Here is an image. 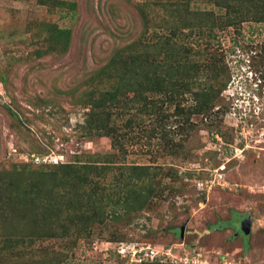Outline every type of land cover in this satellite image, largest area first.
<instances>
[{
  "label": "rangeland",
  "instance_id": "374dc122",
  "mask_svg": "<svg viewBox=\"0 0 264 264\" xmlns=\"http://www.w3.org/2000/svg\"><path fill=\"white\" fill-rule=\"evenodd\" d=\"M254 2L0 0V193L13 192L14 208L34 201L11 224L16 235L49 201L68 228L52 224L58 236L10 251L0 226V264H264V22L245 17ZM46 25L71 31L68 48L48 50ZM132 44L161 65L145 95L118 70L97 76ZM172 84L178 93L162 92ZM83 166L93 168L86 186L71 170ZM121 204L140 211L114 215ZM135 248L157 256L136 261Z\"/></svg>",
  "mask_w": 264,
  "mask_h": 264
},
{
  "label": "trees",
  "instance_id": "16d2710c",
  "mask_svg": "<svg viewBox=\"0 0 264 264\" xmlns=\"http://www.w3.org/2000/svg\"><path fill=\"white\" fill-rule=\"evenodd\" d=\"M256 2H257V4H255L256 9L253 10V12H249V15L247 14L245 17L248 20L254 19L256 22H264V0H255L254 3ZM70 10L72 11V15L74 16L75 14L74 7H71ZM242 16L243 18L241 19L245 21V17L243 14ZM46 28L49 33L47 37V40L49 39L50 41V44L48 47L49 51L50 50L54 51L59 48H68L70 40H71L70 30L59 28V27H56L55 25H52V26L46 25ZM127 52H129L130 54H127ZM160 66H161L160 62L157 59H154L152 61L148 56L143 55V52H141L140 49L137 48V44L136 46L135 44H132L128 48V50L123 51L122 54H117V55L115 54L105 66H103L102 68L98 70L97 76L105 78L104 76H112L114 74L113 72L118 70L123 74V76L121 73L114 74L113 76H116V78H121L123 87L126 86L130 88V87H133V85L134 87L139 86L140 88L133 90V92H136L141 95L143 94L145 95V93L151 88L148 84L149 82L152 84L154 82H157L163 79L161 71L159 72ZM167 74L168 76H173L172 71H168ZM4 80L5 79L3 77L1 81L3 82ZM131 80H134V81H131ZM144 83H145V86H144ZM154 85L156 86V89H159L160 84L156 83ZM162 92L170 93V95L172 96L176 92L178 93L179 90L173 87V84H172L171 86H168V87L165 86L162 89ZM117 96H118L117 92L106 94L104 98L100 99L98 104L95 105V109L98 110L102 108V106L104 107L105 105H106L105 108L111 106L112 105L111 102L116 101ZM123 101L126 107H129V105L131 104L126 99H124ZM169 102L173 103L172 100H170ZM90 128L94 129V127H90ZM66 168H70V167H66ZM82 169L84 171H81ZM90 169H93V168L83 166L81 170H78V169H71V170H73L76 176L78 177L77 181L81 183L83 186H86L87 184H89L88 174H89ZM97 170L98 169H96V171ZM7 192H10V193L6 194V196H5V193L4 194L0 193V202L6 203V204L4 203L3 206L0 205V226L2 227V225H4L2 227V229L4 230L3 231L4 232V235H3L4 247L9 248L10 251H14L24 243L26 238H30V239L34 238L35 240L38 238L41 239L40 237H42L43 239L48 238V237H56L59 235V233L58 231L53 229L52 224L53 226L55 225L60 226L58 227V230L62 229L63 227L64 233L65 234L68 233V228H66L67 225H64L62 223L63 220H61L66 209L65 210L63 208L60 209V207L58 206L60 202L56 203L54 201H49L47 202V204H41V205L35 206V208L31 210V212L35 213V217L31 222L32 223L31 230L21 236L16 235V232L13 231V227L11 224L14 222L15 219L26 214V211L29 209L30 205L34 203V201L30 202L31 200H29L28 197L23 196L21 202H22V205H25V208L23 206L21 208L22 210L19 209L18 206L17 208H14V203H13L14 201L12 200V197H11L12 196L11 194H13V192H11V190ZM134 192L135 190L131 191L129 197L127 198V201H129L127 203L128 205L133 203V201H131L129 198L132 195L134 196ZM142 196H143V192L141 191L139 194V198ZM28 201L31 203L30 205H28ZM88 203L92 207H96L97 205L96 203H98L102 207H106L105 205L102 204V201L101 200L99 201L98 199L94 201L92 200V198H89ZM120 206L121 207H119L118 212H115V214L113 213L114 215H119V213L120 214L123 213L124 215L125 213L140 211L139 209L135 207L130 208L125 204H121ZM66 213H68L67 218L70 219L71 221V216L69 212H66ZM47 225H49V228L52 227V229H49V231L43 230V228L46 227ZM65 234L60 235V236H65Z\"/></svg>",
  "mask_w": 264,
  "mask_h": 264
},
{
  "label": "built area",
  "instance_id": "2783aa9c",
  "mask_svg": "<svg viewBox=\"0 0 264 264\" xmlns=\"http://www.w3.org/2000/svg\"><path fill=\"white\" fill-rule=\"evenodd\" d=\"M134 251H135V253L133 256L136 258V261H139V262L145 261L146 260L145 257H149V258L152 257V259H153L157 256V254L153 251L144 252V251H142V249H136V248L133 250V252ZM133 252H131V254H133ZM130 257L133 261H135V259L132 257V255H130ZM136 261L134 263H136Z\"/></svg>",
  "mask_w": 264,
  "mask_h": 264
},
{
  "label": "water",
  "instance_id": "95a60500",
  "mask_svg": "<svg viewBox=\"0 0 264 264\" xmlns=\"http://www.w3.org/2000/svg\"><path fill=\"white\" fill-rule=\"evenodd\" d=\"M251 224H252L251 218L245 220V222L242 225V229L245 233H248V231L250 230Z\"/></svg>",
  "mask_w": 264,
  "mask_h": 264
}]
</instances>
